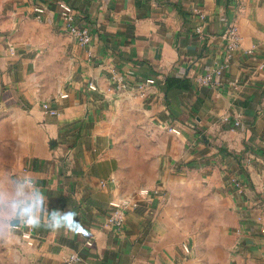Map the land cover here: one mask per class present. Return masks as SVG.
<instances>
[{
	"label": "crops",
	"instance_id": "1",
	"mask_svg": "<svg viewBox=\"0 0 264 264\" xmlns=\"http://www.w3.org/2000/svg\"><path fill=\"white\" fill-rule=\"evenodd\" d=\"M32 192L38 228L8 212ZM0 264H264V0H3Z\"/></svg>",
	"mask_w": 264,
	"mask_h": 264
},
{
	"label": "built area",
	"instance_id": "2",
	"mask_svg": "<svg viewBox=\"0 0 264 264\" xmlns=\"http://www.w3.org/2000/svg\"><path fill=\"white\" fill-rule=\"evenodd\" d=\"M59 5H60L61 18L63 19L66 30L71 35H73L80 44L82 45L89 44L91 40V35L86 29V27L78 25L74 22V16H73L71 6L65 2H60ZM34 11L37 14H42L45 11V8L41 5H37L34 7ZM197 31L201 32V26L197 27ZM223 37L227 40V57L230 58L233 51L237 49L241 43V37L238 32V26L235 22H229L226 24L225 29L223 31ZM154 81L155 80L153 77L146 78L145 81L139 85L140 93L143 94L146 86L148 84L154 83ZM198 81L202 83H208L210 81V77L209 75H206V76L198 78ZM66 95L67 94H62V97ZM42 107L52 114L56 113V110L54 108H51L48 102H43ZM235 124H238V121H235ZM170 130L174 132H178V130H176L175 128H170ZM140 194H147V190L141 189ZM135 204L136 202L131 199L122 198V199H117V200H111L109 203L110 222L116 228H121L123 225L125 216H126L127 209L130 206L135 205ZM87 243L90 244L91 242L87 241ZM183 247L186 252H189V246L187 244H184ZM80 259L81 258L78 253H72L68 257V261L78 262Z\"/></svg>",
	"mask_w": 264,
	"mask_h": 264
},
{
	"label": "clouds",
	"instance_id": "3",
	"mask_svg": "<svg viewBox=\"0 0 264 264\" xmlns=\"http://www.w3.org/2000/svg\"><path fill=\"white\" fill-rule=\"evenodd\" d=\"M43 195L37 192L25 193L23 199L14 200L8 209L9 214L16 219H20L29 227L38 228L40 226L39 214L44 212ZM50 219L46 225L48 228L59 229L61 227L77 231L79 225L75 220V212H57L48 214Z\"/></svg>",
	"mask_w": 264,
	"mask_h": 264
},
{
	"label": "rangeland",
	"instance_id": "4",
	"mask_svg": "<svg viewBox=\"0 0 264 264\" xmlns=\"http://www.w3.org/2000/svg\"><path fill=\"white\" fill-rule=\"evenodd\" d=\"M2 5H3V0H0V8H1Z\"/></svg>",
	"mask_w": 264,
	"mask_h": 264
},
{
	"label": "trees",
	"instance_id": "5",
	"mask_svg": "<svg viewBox=\"0 0 264 264\" xmlns=\"http://www.w3.org/2000/svg\"><path fill=\"white\" fill-rule=\"evenodd\" d=\"M167 85H168V86H170V85H171L170 81H168V82H167Z\"/></svg>",
	"mask_w": 264,
	"mask_h": 264
}]
</instances>
